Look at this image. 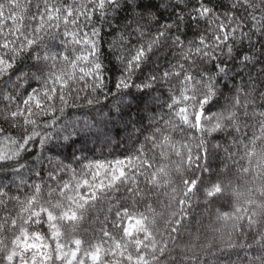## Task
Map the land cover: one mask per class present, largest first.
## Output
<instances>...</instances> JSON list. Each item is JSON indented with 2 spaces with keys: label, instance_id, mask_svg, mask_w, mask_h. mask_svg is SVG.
<instances>
[{
  "label": "snow or ice",
  "instance_id": "6c2138e0",
  "mask_svg": "<svg viewBox=\"0 0 264 264\" xmlns=\"http://www.w3.org/2000/svg\"><path fill=\"white\" fill-rule=\"evenodd\" d=\"M0 264H264V0H0Z\"/></svg>",
  "mask_w": 264,
  "mask_h": 264
},
{
  "label": "trees",
  "instance_id": "16d2710c",
  "mask_svg": "<svg viewBox=\"0 0 264 264\" xmlns=\"http://www.w3.org/2000/svg\"><path fill=\"white\" fill-rule=\"evenodd\" d=\"M90 234V233H89Z\"/></svg>",
  "mask_w": 264,
  "mask_h": 264
}]
</instances>
